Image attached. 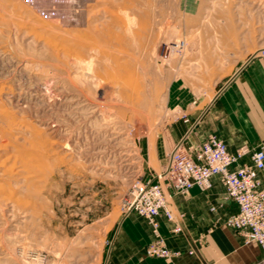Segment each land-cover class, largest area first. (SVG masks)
<instances>
[{
	"label": "rangeland",
	"instance_id": "obj_1",
	"mask_svg": "<svg viewBox=\"0 0 264 264\" xmlns=\"http://www.w3.org/2000/svg\"><path fill=\"white\" fill-rule=\"evenodd\" d=\"M257 56L264 0H0V264H104L135 182L171 198L173 90Z\"/></svg>",
	"mask_w": 264,
	"mask_h": 264
},
{
	"label": "crops",
	"instance_id": "obj_2",
	"mask_svg": "<svg viewBox=\"0 0 264 264\" xmlns=\"http://www.w3.org/2000/svg\"><path fill=\"white\" fill-rule=\"evenodd\" d=\"M176 92L173 90V105L182 115L173 127L171 150L177 145H197L210 135L225 142L231 153L242 149L251 152L264 145V56L248 59L203 108L196 97L186 98ZM249 154L241 164L250 162ZM260 180L264 188V171ZM211 182L210 190L194 187L188 195L166 188L174 222L161 213L157 217L158 234L170 250L181 253L179 258L167 261L148 257L146 249L156 236L145 218L131 213L122 217L104 264H264V249L256 242L246 243L227 227L226 220L238 212V207L225 200L219 177ZM176 226L181 232H173Z\"/></svg>",
	"mask_w": 264,
	"mask_h": 264
},
{
	"label": "built area",
	"instance_id": "obj_3",
	"mask_svg": "<svg viewBox=\"0 0 264 264\" xmlns=\"http://www.w3.org/2000/svg\"><path fill=\"white\" fill-rule=\"evenodd\" d=\"M248 154L250 162L241 164ZM263 171L264 145L251 152L242 149L231 153L225 142L210 135L197 145L175 146L161 178L174 193L188 195L194 187L204 192L210 190L212 178L219 177L226 191L225 200L238 207V212L226 220L227 227L235 230L246 243L256 242L264 249V188L260 180ZM121 208L124 216L136 213L151 225L156 239L146 249L148 257L173 261L181 256L180 252L170 250L158 234L157 217L161 213L169 222H174L160 181L135 182ZM173 232L179 233L181 228L176 226ZM21 257L26 264H48V256L42 252L22 251Z\"/></svg>",
	"mask_w": 264,
	"mask_h": 264
}]
</instances>
